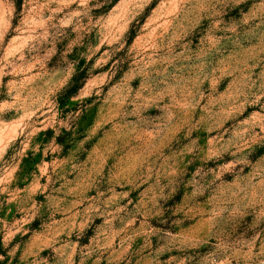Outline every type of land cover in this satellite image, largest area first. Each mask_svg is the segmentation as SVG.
I'll return each instance as SVG.
<instances>
[{
    "label": "rangeland",
    "instance_id": "rangeland-1",
    "mask_svg": "<svg viewBox=\"0 0 264 264\" xmlns=\"http://www.w3.org/2000/svg\"><path fill=\"white\" fill-rule=\"evenodd\" d=\"M23 4L0 0V264H264V0Z\"/></svg>",
    "mask_w": 264,
    "mask_h": 264
},
{
    "label": "clouds",
    "instance_id": "clouds-1",
    "mask_svg": "<svg viewBox=\"0 0 264 264\" xmlns=\"http://www.w3.org/2000/svg\"><path fill=\"white\" fill-rule=\"evenodd\" d=\"M225 2H226V0H225ZM27 10H28V0H24V4H23L22 10H21V14L26 13ZM12 13H13V15L15 14V9L14 8L12 9ZM12 18H13V16L10 15L8 17V21H6L8 28L11 27L10 20ZM243 23L244 24H247V21H244ZM232 31L235 32V29H232ZM128 115H133V114L132 113H129ZM143 123H145L146 125H148V124L151 123V121L150 120H145V121H143ZM187 151L191 152L192 149L189 148V149H187ZM228 167H231V166L230 165H224L221 170L223 171L224 168H228ZM185 172H186V170H185ZM209 175L212 176V180L211 181L208 180V176ZM201 177H203V179L206 181L207 186H214V184L216 182V179H217L215 177L214 172H212L211 170H208L207 169V163L205 161H203V160L201 161V169H200L199 176L195 177V179L199 180ZM174 179H175V187L171 190L173 193L176 190H178L179 185L184 182V177L183 176H179V177H175ZM189 185H191L193 187V191L191 193H188L187 194V198L188 199L197 198L198 196H200L202 194L199 190H197L195 188V184L193 183V181H189ZM156 186H157V188H158V190L160 192V198L166 201L167 200V196L164 195V190L168 188V185L167 184H161L159 182V179H158ZM149 203H151L153 205V207H155L154 201H150ZM148 211L151 214H153V215H158L161 210L159 208H155V211H152V209H148ZM176 222H181V221H176Z\"/></svg>",
    "mask_w": 264,
    "mask_h": 264
}]
</instances>
